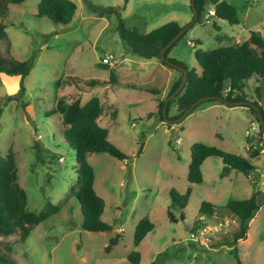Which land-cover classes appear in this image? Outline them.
Here are the masks:
<instances>
[{
    "label": "rangeland",
    "instance_id": "1",
    "mask_svg": "<svg viewBox=\"0 0 264 264\" xmlns=\"http://www.w3.org/2000/svg\"><path fill=\"white\" fill-rule=\"evenodd\" d=\"M37 1L9 3L3 19L6 38L0 40V52L18 60L28 58L31 52L34 56L23 78L0 73V154L10 148L27 209L38 211L46 199L58 208L33 224L22 241L17 231L0 234V248L7 246L14 264H131L126 254L133 249L140 254L137 264L154 259L157 264H238L229 246L210 245L237 226V219L222 205L230 198H243L251 190L264 188V132H255L258 121L242 102L256 100L264 108V81L246 78L241 87L242 103L201 100L174 122L170 131L171 122L164 120L162 110L160 117L154 106L157 92L131 87L145 83L160 89L166 82V71L153 64L160 65L156 57L131 53L115 26L119 18L126 28L140 32L168 20L187 23L192 17L189 0H126L119 14L104 15L89 6L117 7L123 0H73L76 9L66 25L35 15ZM225 1L234 5L237 23L214 15L204 21V12L213 7L207 2L167 56L190 68L196 66L192 54L196 48L205 50L240 41L250 30L264 38V0ZM106 54L112 55L109 63L101 60ZM167 68L175 78L178 71ZM109 70L112 81L95 85L83 82L107 79ZM67 75L81 79L55 86L56 78ZM166 92L163 100L170 97ZM60 94L81 102L97 96L103 104L98 122L107 129V140L125 154L124 159H117L106 152L86 153L94 174L93 189L104 201L100 217L111 225L109 230L91 231L79 225L81 212L69 190L76 183L74 151L63 137L64 124L58 114H44ZM174 99L167 100L166 117L176 114ZM192 141L249 157L255 168L247 174L230 169L220 175L222 161L208 156L200 165L202 180L189 184L186 168ZM255 170L262 173V182H257ZM187 185L191 189L184 207L181 211L170 209L175 221L168 220L169 188L184 193ZM257 196L259 207L248 221L245 237L237 240L236 253L242 264H264V189ZM203 199L218 208L216 214L199 216L197 208ZM142 215L153 227L134 246L133 227ZM224 218L229 221L225 231L212 228L213 234L201 244L190 239L189 232L203 221L214 224ZM117 232L118 241L105 251L108 238Z\"/></svg>",
    "mask_w": 264,
    "mask_h": 264
},
{
    "label": "trees",
    "instance_id": "2",
    "mask_svg": "<svg viewBox=\"0 0 264 264\" xmlns=\"http://www.w3.org/2000/svg\"><path fill=\"white\" fill-rule=\"evenodd\" d=\"M22 0H0V40L6 38L4 31L5 22L3 19L7 13V5L9 3H17ZM196 9V17L204 10L205 4L209 2L213 6V15L225 19L228 23H237L235 7L232 3L225 0H193ZM126 0L123 4L116 6H100L90 5V10L98 15L115 12L119 14V9L124 8ZM76 4L73 0H38L36 3L35 15L46 16L53 23L66 25L74 15ZM185 23L180 24L176 20H168L162 24L151 28L148 31L140 32L134 28H126L119 18L115 29L118 36L125 47L134 54L141 57H156L162 64L167 65L159 56L161 46L169 40ZM214 27L217 25L214 23ZM184 31L164 50L163 54L171 61L185 67V65L173 58L168 57L167 53L170 47L183 35ZM216 39L219 37L216 35ZM199 43V40H196ZM258 47V50L255 48ZM193 58L198 67L192 66L186 68L185 82L182 88L173 96L175 97L176 114L168 115L167 118H173L179 115L192 101L201 96H220L227 100L245 99L241 95V87L243 81L250 77L264 81V38L255 30H250L247 38L229 42L226 44H218L209 49H194ZM34 52L23 60L15 59L9 55L0 52V73L5 75H19L23 78L29 71L32 64ZM178 71L175 78L166 92L168 95L177 86L181 71ZM81 79L78 76H65L55 79V86L74 84L73 81ZM113 74L109 70L107 79L88 78L83 80L88 85L102 84L112 81ZM108 80V81H107ZM132 88L147 89L154 92L155 88L144 87L143 85H131ZM259 85L255 86L257 91ZM20 90L23 86L20 82ZM207 100L222 102L219 99L210 98ZM163 98H157L156 109L160 117ZM259 113L264 122V108L257 103ZM169 101L166 103V109ZM258 121V129L255 132H263L257 113L254 108L244 104ZM103 112V104L100 99L92 95L84 102L78 98L67 100L63 94L57 95L51 107L44 110L45 115L57 113L60 122L64 124L62 134L66 142L74 151L75 159V179L76 183L70 187V193L76 198L81 212L80 227L86 230L99 231L109 230L111 225L101 219L100 215L103 209L104 201L93 189V169L86 160L87 152H106L116 157L124 159L125 154L115 145L107 140V129L101 126L98 118ZM1 114V106H0ZM174 122L169 123L171 125ZM141 146L138 147V152ZM189 159L186 168V180L189 184L197 183L202 180L200 164L204 158L208 156H217L222 161L220 175L228 172L230 169H236L243 174L253 171L255 165L247 157L227 150L218 148L215 145L207 144L202 141H192L188 147ZM38 154L35 152V157ZM190 186L185 187L184 193H179L174 188H169V203L166 208V216L168 220L175 221L170 209H181L184 207ZM258 191L253 190L250 194L243 198H230L222 206L223 209L233 215L237 219V226L229 235L222 236L210 246L225 244L230 247L236 262L242 264L237 255V240L244 238L248 221L259 207ZM58 206L51 203L48 199L44 201L41 209L38 211L26 208V194L24 189L17 182L16 166L12 157L10 148L0 154V234L7 235L18 232L22 241L27 235L33 224L43 220L57 210ZM217 209L213 203L207 200L199 202L197 211L199 216H211L216 214ZM200 221V218H199ZM153 227V223L146 215H142L134 224L132 232V243L137 245L142 237ZM119 233H114L108 238L103 249L109 251L110 247L118 241ZM0 248V264H14V259ZM138 250H130L126 254V259L131 264H137L139 260ZM157 260H151L147 264H157Z\"/></svg>",
    "mask_w": 264,
    "mask_h": 264
},
{
    "label": "water",
    "instance_id": "3",
    "mask_svg": "<svg viewBox=\"0 0 264 264\" xmlns=\"http://www.w3.org/2000/svg\"><path fill=\"white\" fill-rule=\"evenodd\" d=\"M189 4H190V8L192 10V17L190 19L189 22L185 23L183 26H181V28L169 39L167 40L160 48L159 50V56H160V59H162L167 65L169 66H172L174 68H177L181 71V75H180V79H179V82L177 84V86L175 87V89L170 92L168 95L170 97H173L183 86L184 82H185V77H186V68L171 61L169 58H167L163 52L164 50L185 30V28L191 24L195 17H196V9H195V6H194V1L193 0H189ZM169 97V98H170ZM168 98V99H169ZM210 98H215V99H219L221 100L223 103H226V104H229V105H234V104H237V103H242V102H245L247 105L251 106L252 108L255 109L256 113H257V116H258V119H259V123H260V126L264 132V122L261 118V115L259 113V110H258V106L257 104L251 102V101H246V100H243L242 102L240 100H227V99H222V97L220 96H208V95H205V96H201V97H198L196 98L194 101H192L179 115L173 117V118H167L166 115H165V107H166V103H167V100L168 99H164L163 102H162V106H161V110H162V114H163V117H164V120L167 121V122H178L181 120V118L183 116H185L197 103H199L201 100H204V99H210ZM173 128L170 127V131H172Z\"/></svg>",
    "mask_w": 264,
    "mask_h": 264
},
{
    "label": "built area",
    "instance_id": "4",
    "mask_svg": "<svg viewBox=\"0 0 264 264\" xmlns=\"http://www.w3.org/2000/svg\"><path fill=\"white\" fill-rule=\"evenodd\" d=\"M212 15H213V7L209 8L208 10H206L204 12V14H203L204 21H207L209 19V17L212 16ZM186 43L191 45L192 41L187 39ZM111 58H112L111 54H106L105 56H103L101 58V60L104 63H109ZM175 141L177 142L178 138H176ZM228 222L229 221L227 219H225V218L223 220L215 221L214 224H209L206 221H203L195 229H192L189 232V237H190V239H192L194 241H197L199 244H201V243H203L204 240L208 239V234L209 233L213 234L212 228L214 230L222 229V231H225L226 227L224 228V226H227Z\"/></svg>",
    "mask_w": 264,
    "mask_h": 264
},
{
    "label": "crops",
    "instance_id": "5",
    "mask_svg": "<svg viewBox=\"0 0 264 264\" xmlns=\"http://www.w3.org/2000/svg\"><path fill=\"white\" fill-rule=\"evenodd\" d=\"M180 24H183V23H180ZM150 59V58H149ZM117 61V60H116ZM159 61V60H158ZM137 62H140V61H137ZM154 63L153 64H155L156 66L158 65L159 67H161V70H163V71H166L165 73H166V76H167V78H166V82H165V84L164 85H162L161 86V88L159 89L158 87H155V86H153V85H149V84H145V83H142V84H137V85H143L144 87H149V88H155L156 90L154 91V92H157V95H155V97L153 98V100L156 102V100H157V98H162V96L164 95V93L166 92V90L169 88V86H170V84H171V81H172V79H173V73L171 72V70L169 69V68H167L164 64H162L160 61H159V63H160V65L159 64H156V62L155 61H153ZM141 65H143V64H141ZM156 66H155V68H156ZM194 67H196V69H198V67H197V65L196 66H194ZM153 68V67H152ZM167 85H168V87H167ZM137 90H141V89H137ZM145 91H149V90H147V89H144ZM159 90H160V93H159ZM149 92H151V93H153L154 94V92H152V91H149ZM159 93V94H158ZM156 94V93H155ZM159 96V97H158ZM154 102V106H155V103ZM220 103H223V102H220ZM218 106H219V104H218ZM251 118V117H250ZM99 119V118H98ZM178 124H180V123H178ZM182 126H181V124H180V128H181ZM172 128H173V130H174V124L172 123ZM172 130V131H173ZM246 157V156H245ZM248 159H249V157H247ZM205 159V158H204ZM203 159V160H204ZM251 161V160H250ZM251 162H253V161H251ZM202 163V162H201ZM201 165V164H200ZM201 170V169H200ZM254 173H255V175H257L256 176V179H258V181L257 182H262V173L260 172H258L257 170H255L254 171ZM202 174V173H201ZM257 189V191L258 192H260V190H263L264 188H256ZM252 191V190H251ZM250 191V192H251ZM250 194V193H249ZM212 203V202H211Z\"/></svg>",
    "mask_w": 264,
    "mask_h": 264
}]
</instances>
